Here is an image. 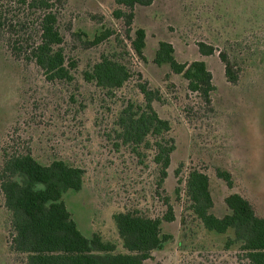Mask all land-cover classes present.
<instances>
[{"label": "trees", "instance_id": "1", "mask_svg": "<svg viewBox=\"0 0 264 264\" xmlns=\"http://www.w3.org/2000/svg\"><path fill=\"white\" fill-rule=\"evenodd\" d=\"M154 1L111 0L113 23L102 13L90 12L89 20L96 26L87 31L65 19L69 0H0V45L14 62L32 68L49 85L69 89L66 101L75 105V112H83L88 102L97 104V116L98 106L108 110L110 124L103 129L102 138L117 152L125 146L138 163L149 158L154 165L151 193L157 194L159 188L164 191L176 145L170 121L154 106L155 102H165L162 88L152 86L136 67V61L147 64L149 60L146 30L142 25L134 27L137 9L151 7ZM114 22L121 24L123 33ZM251 46L234 39L216 49L213 44L197 41L198 57L179 61L173 44L158 40L151 63L180 76L186 94L196 98L197 109L212 112L216 86L206 57L217 52L225 80L236 86L246 60L255 54ZM91 51L95 54L83 62L81 54ZM83 85L93 87L96 100V93L89 99L83 97ZM193 109L184 106L186 111ZM84 173L83 167L60 156L40 161L29 141L12 140L1 146L0 197L9 253L21 256L24 264H143L152 258L154 250L172 239L162 227L164 222L174 220L173 207L167 200L161 214L153 215L134 205L113 213L122 250L98 232L83 234L63 195L81 189ZM216 176L230 187L227 171L216 169ZM177 181V200L183 197L181 226L185 216H190L207 230L227 234L224 247H236L244 264H264V216L258 215L245 197L236 192L226 195V212L217 216L212 212L205 171L189 167Z\"/></svg>", "mask_w": 264, "mask_h": 264}, {"label": "rangeland", "instance_id": "2", "mask_svg": "<svg viewBox=\"0 0 264 264\" xmlns=\"http://www.w3.org/2000/svg\"><path fill=\"white\" fill-rule=\"evenodd\" d=\"M111 9V0H69L65 19L74 27L93 31L96 25L88 14L102 13L113 23ZM138 25L147 33L145 53L149 62L136 61V67L152 86L162 88L165 102H155L154 106L170 121L175 138L163 192L159 188L157 194L151 193L154 165L149 158L138 163L125 146L117 152L102 138L103 129L110 124L108 110L98 106L97 116V104L88 102L83 112H75V105L66 101L69 89L49 85L32 68L14 62L1 45L0 148L7 141L25 140L40 161L60 156L83 167L81 189L68 190L63 200L83 234L98 232L118 250L122 247L113 213L134 205L153 215L161 214L167 200L174 220L162 227L172 239L154 250L152 258L143 264H244L236 247H224L227 234L207 230L190 216H185L181 226L183 197L178 201L174 189L189 167H196L209 177L215 215L226 212L224 197L236 192L264 216V0H155L151 7L137 9L134 27ZM114 27L123 33L119 22H114ZM234 39L243 46L251 43L255 54L246 60L236 86L225 80L217 52L206 57L216 86L212 112L197 109L196 98L186 94L180 76L151 63L158 40L171 42L179 61H190L198 57L197 41L220 49L226 40ZM94 54L82 53V61ZM81 91L85 99L96 93L87 85ZM186 105L194 109L186 111ZM216 169L229 173L230 187L216 176ZM5 220L0 197V264H24L21 256L7 251Z\"/></svg>", "mask_w": 264, "mask_h": 264}]
</instances>
